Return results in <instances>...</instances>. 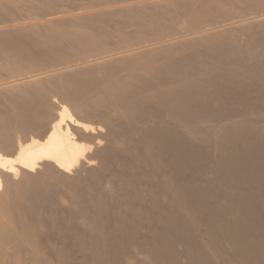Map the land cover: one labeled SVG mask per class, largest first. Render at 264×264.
<instances>
[{
	"label": "bare ground",
	"instance_id": "1",
	"mask_svg": "<svg viewBox=\"0 0 264 264\" xmlns=\"http://www.w3.org/2000/svg\"><path fill=\"white\" fill-rule=\"evenodd\" d=\"M49 1L0 0V264H264V0Z\"/></svg>",
	"mask_w": 264,
	"mask_h": 264
},
{
	"label": "rangeland",
	"instance_id": "2",
	"mask_svg": "<svg viewBox=\"0 0 264 264\" xmlns=\"http://www.w3.org/2000/svg\"><path fill=\"white\" fill-rule=\"evenodd\" d=\"M51 1H53V2H50L55 8H53L54 10H57V9H60V8H62V9H64V7H65V9L67 8V9H71V10H75V8H74V6H77V7H79V4L81 3L82 5H83V3L85 4H87V2H89L90 0H78V1H82V2H78L77 0H51ZM229 1H231L230 3L232 4V5H234V7H230V6H232L230 3H229ZM235 1V2H234ZM78 4H77V3ZM226 4H225V3ZM224 2H222V7L225 5V7L228 5L229 7H226V8H234L233 10L235 11V13H236V11L237 10H235L236 8L237 9H240V11L241 10H244L243 9V5H241L242 6V9H241V6H240V4H236V0H226V1H224ZM50 3H47L48 5L50 4ZM233 3H235V4H233ZM47 4H45V6L47 7L48 5ZM49 5V7H52V5ZM77 4V5H76ZM80 4V5H81ZM57 5V6H56ZM67 5V6H66ZM82 5L80 6V7H82ZM238 7H237V6ZM42 6V5H41ZM44 6V4H43V7H45ZM239 6H240V8H239ZM38 7H40V5H38ZM38 7H36L38 10H39V8ZM43 7L41 8L40 7V9L43 11V12H48V11H50V10H52L51 8L50 9H48V10H46V7H45V10H43ZM48 7V8H49ZM74 9H73V8ZM36 8H34V10H37ZM224 8V7H223ZM77 9V8H76ZM40 11V10H39ZM41 11V12H42ZM53 11V10H52ZM239 10H238V12H240ZM243 12V11H242ZM242 12H240V13H242ZM237 14V13H236ZM127 30V31H126ZM130 37L129 38H131V39H135V36L134 35H136V33H135V31H133V29H130V28H128V29H125L124 30ZM133 32V33H132ZM112 34H110L109 35V38H110V36H111ZM113 36V35H112ZM136 36H138V34L136 35ZM244 37L243 38H246L247 37V35H243ZM246 36V37H245ZM241 37H242V35H241ZM108 37H106V41L109 43L110 42V44H112V41H111V39H107ZM103 41L105 44H108L106 41ZM132 41V40H131ZM244 43V42H243ZM61 49V50H60ZM60 49H57V52H56V50H53V52L52 51H50V52H52L51 54H47L48 55V58L47 57H43L45 54H43L42 55V59H41V55H37L36 57H37V59L39 58V59H41V60H39V61H43V59L45 60V61H53V60H55V59H58V58H60V55H63V56H70V55H72V54H74V55H79L80 53H82L81 51H79L78 49H80V48H78L77 50H75V49H73V51L71 50V52H70V50L69 49H66V47H65V49H64V47H61ZM82 50V49H81ZM58 51H60V52H58ZM78 52V54H75V53H73V52ZM56 52V53H55ZM76 52V53H77ZM80 52V53H79ZM49 53V52H48ZM55 53V54H54ZM54 54V55H53ZM52 55V56H51ZM55 55H59L58 56V58H56L57 56H55ZM73 55V56H74ZM46 56V55H45ZM49 56H51V57H49ZM36 57H34L32 60L33 61H31V62H34V59L36 58ZM53 57H55V59H52ZM37 59H35V61H38ZM240 81V80H239ZM238 80H237V83L239 82ZM257 81H259V83H257ZM256 81V84H258V85H255L257 88H255L256 90L257 89H259V90H264V81H262V80H257ZM261 81V82H260ZM241 82V81H240ZM239 84V83H238ZM260 84V85H259ZM238 88V87H237ZM240 89V88H239ZM237 90V92H241L242 91V89H241V91L240 90ZM243 107H245V105L244 104H242V103H237V107L236 106H234V108L233 107H230V111L231 110H233L232 111V113L235 115L236 113V110L237 111H240ZM236 108V109H235ZM252 109H254V110H257V111H264V97H261L260 99H259V104L257 105V106H252L251 107ZM230 111H229V113H230ZM231 113V114H232ZM202 146H206L205 145V143L204 144H202ZM203 179H206L207 177H202ZM180 235V233H178V231L175 233V236H176V238H179V237H181V236H179ZM225 239L224 238H219L218 239V247H220L221 249H220V252L223 254V258L221 259V260H215L216 258H219V257H217V254L215 255V253L213 252H211L209 249H208V247H205L204 249H205V254H206V256H207V259H209L210 260V263L209 264H242V261L241 260H239V259H237V261H236V259L234 258V248H232V246L229 244V243H227V241L225 242L224 241ZM174 243H175V245H174ZM173 243V245H171V247H173L172 248V250L171 251H173V249H174V251L175 252H177L178 254L179 253H184V251L187 249V247H181L180 245H182V246H184L183 244H180V243H177V242H174ZM133 248L134 247H132L131 246V249L133 250ZM184 249V250H183ZM135 250V249H134ZM170 251V252H171ZM174 251H173V254H175L174 253ZM132 252V251H131ZM176 253V254H177ZM170 254H172V253H170ZM172 254V255H173ZM135 256V255H134ZM136 256H138V255H136ZM144 256V257H143ZM142 258L141 260H140V258ZM183 256H181V258L179 259V261H178V263L177 264H187L188 263V259L187 258H185V257H183ZM80 258V259H79ZM127 258V257H126ZM76 259H77V264H86L84 261H83V257H81V255H78L77 257H76ZM82 259V260H81ZM147 258L145 257V255L144 254H141V256H140V254H139V256L137 257V261H144L143 263H145V264H147V263H151V259H147ZM149 261V262H148ZM147 262V263H146ZM149 263V264H150Z\"/></svg>",
	"mask_w": 264,
	"mask_h": 264
}]
</instances>
